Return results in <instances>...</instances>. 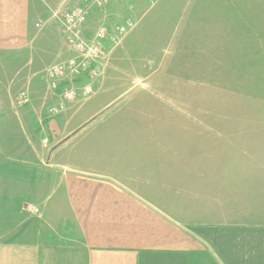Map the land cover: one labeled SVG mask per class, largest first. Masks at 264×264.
Listing matches in <instances>:
<instances>
[{
  "label": "crops",
  "instance_id": "obj_1",
  "mask_svg": "<svg viewBox=\"0 0 264 264\" xmlns=\"http://www.w3.org/2000/svg\"><path fill=\"white\" fill-rule=\"evenodd\" d=\"M76 1L0 0V264H264V152L229 136L243 120H106L65 150L45 73L71 54Z\"/></svg>",
  "mask_w": 264,
  "mask_h": 264
},
{
  "label": "rangeland",
  "instance_id": "obj_2",
  "mask_svg": "<svg viewBox=\"0 0 264 264\" xmlns=\"http://www.w3.org/2000/svg\"><path fill=\"white\" fill-rule=\"evenodd\" d=\"M153 1L92 5L85 36L101 24L113 33L128 18L135 25L117 44L106 41L94 93L66 103L65 150L94 143L106 120L210 117L243 120L220 133L264 152V0Z\"/></svg>",
  "mask_w": 264,
  "mask_h": 264
},
{
  "label": "built area",
  "instance_id": "obj_3",
  "mask_svg": "<svg viewBox=\"0 0 264 264\" xmlns=\"http://www.w3.org/2000/svg\"><path fill=\"white\" fill-rule=\"evenodd\" d=\"M108 0H92L71 7L64 11L60 17V31L62 38L71 51L65 60L56 62L48 67L45 76L48 86L58 91L59 99L48 108L52 115L58 114L81 94L89 97L94 93L95 80L101 74L100 59L104 54L105 42L110 39L114 45L122 36L127 34L135 25L131 18L114 28L113 33L107 26L101 24L88 38L84 35V27L92 5L102 6ZM154 2L153 0H148ZM38 26V24H36ZM94 80V81H92ZM80 84L78 87L77 84ZM23 102L29 98L21 92ZM36 212L37 209L35 208Z\"/></svg>",
  "mask_w": 264,
  "mask_h": 264
}]
</instances>
